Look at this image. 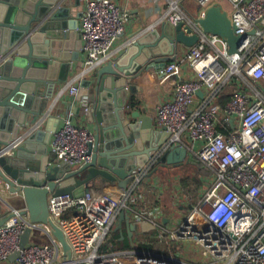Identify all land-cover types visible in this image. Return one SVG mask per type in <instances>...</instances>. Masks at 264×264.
<instances>
[{
  "label": "built area",
  "instance_id": "obj_1",
  "mask_svg": "<svg viewBox=\"0 0 264 264\" xmlns=\"http://www.w3.org/2000/svg\"><path fill=\"white\" fill-rule=\"evenodd\" d=\"M194 1L199 6L198 16L185 7V0H167L155 8L160 24L183 22L184 31L198 35L199 40L186 48L182 57L178 55L183 46L179 47L177 59L156 70L151 78L174 77L166 81L172 95L156 110L157 127L171 133L163 151L173 145L191 151L209 171L210 184L175 228L161 221L162 211L149 217L138 206V200L144 199L138 190L159 155L137 170L129 188L118 196L103 192L80 198L70 193L51 194L50 215L65 233L73 264H264V0ZM214 4L222 6L236 34L244 36L235 53H230L226 38L205 32L199 23ZM131 18L130 11L114 0L85 1L78 29L82 70L73 83L61 87V95L68 92L76 97L81 81L118 55L115 48ZM185 67L192 74L189 79L180 76ZM226 85L234 92L221 104L217 99ZM200 92L204 93L202 100L198 99ZM86 100L80 105L85 114L89 107ZM185 139L198 148H190ZM94 146L95 133L76 123L70 113L51 133L49 166L66 163L80 169L93 161ZM122 212L135 222L151 224L157 232L153 238L172 244L192 241L203 260L192 263L178 252L112 250L110 236ZM23 213L12 209L11 217L0 227V264H63L62 247L51 226L32 223ZM27 227L34 230V236L21 249ZM16 252L19 256L11 262Z\"/></svg>",
  "mask_w": 264,
  "mask_h": 264
},
{
  "label": "water",
  "instance_id": "obj_2",
  "mask_svg": "<svg viewBox=\"0 0 264 264\" xmlns=\"http://www.w3.org/2000/svg\"><path fill=\"white\" fill-rule=\"evenodd\" d=\"M71 1L0 0V201L9 203L3 198L4 190L24 202L27 209L23 214L32 223L49 224L62 247L63 264H73L72 249L62 228L51 218V194L70 193L80 198L95 191L122 193L134 181L136 171L144 169L155 155H159L155 167L179 165L187 158L183 146L163 151L171 133L155 129L151 117L142 119L140 112H131L128 93L135 91L134 80L146 71L155 72L175 61L179 47H193L199 40L198 35L184 31L183 22L173 25L169 21L160 28L143 29L137 38L132 36L134 40L123 52L81 81L76 96L75 114L81 112L78 103L82 99L89 101L86 117L95 133L93 161L76 170L66 163L50 167L47 152L35 157L29 153L34 142L49 136L55 116L46 112L47 106L55 92L69 82L80 58L82 13L77 5L81 2ZM199 23L205 32L226 38L230 53H235L244 39L236 34L221 5H212ZM46 119L45 129L40 128ZM155 167L147 177L156 174ZM10 217L2 216L0 227ZM124 222L132 247L136 232L154 229L122 212L116 230L123 238ZM33 236L34 230L27 227L20 248L25 249ZM18 256L16 252L10 261Z\"/></svg>",
  "mask_w": 264,
  "mask_h": 264
},
{
  "label": "crops",
  "instance_id": "obj_3",
  "mask_svg": "<svg viewBox=\"0 0 264 264\" xmlns=\"http://www.w3.org/2000/svg\"><path fill=\"white\" fill-rule=\"evenodd\" d=\"M76 1L77 0H74L75 2L74 4H76ZM85 1L86 0H80L81 7L80 4L77 5L78 8H81L79 13L83 12ZM114 1L117 2L123 9L129 10L132 17L131 22L127 28L126 34L118 41L117 46L115 48L116 54H120L126 49V47L129 44L132 43L134 38H137L140 35V33L143 32V29L147 30L148 28L151 27L160 28L161 24L159 22L158 15L156 14L155 8L157 6H161L167 0H114ZM67 2L71 3L72 1L67 0ZM61 5H63V3H61ZM134 35L135 37L132 39L131 37ZM187 51L188 50L186 48L181 47L179 50L178 57L184 56ZM79 54H80V58L74 64L67 85L73 83V79L75 78L76 74L82 70V64H81L82 56L80 51ZM153 73L154 72L146 71L141 78L134 80L133 84L137 88L135 89L134 92L128 93L130 104H131V100L132 101L134 100L135 102L134 105H130V111L140 112L142 119L151 117L153 119L154 128L163 131L159 129L155 123L156 110L159 104L169 99L170 96L172 95V90L170 89V86L167 84L166 81H170L174 77L152 79L151 76ZM180 76L184 79H189L192 77V74L189 71V69L185 67L181 71ZM138 87H140V89H138ZM224 92H226L225 95ZM233 92H234V88L230 85H226L222 90L221 95L217 99V101L220 102L221 104H225L230 99V96L233 94ZM203 97H204V93L203 96H198V99L202 100ZM85 100L86 98L82 99L78 104L81 105ZM75 102H76V97L73 98L68 94V92L64 93L63 95L60 94V90L59 91L57 90L55 92L54 97L49 101V105L47 106L46 109L47 113H50L53 116H55L53 118L54 120L52 121V124L50 125V130L47 131V134H49V136L47 138L45 136L43 138H39L37 142H34L31 145V153H29L31 156L35 157L41 155L43 152H47L51 160V154H50L51 133L60 127L62 119L70 113H73V119L75 120L76 123L85 125L89 129H91L90 125L88 124L86 114L82 111V109L79 114L74 113L73 108ZM47 122H48L47 119L46 121L44 120L39 127L45 129V125H47ZM186 140L188 139H185V143L190 148H194V149L198 148V144L187 143ZM193 161H195L194 158ZM200 169L204 171V174L203 173L200 174V177L204 181V183L202 186V191L199 194V198L197 199L198 201L203 196L205 190L210 184L209 171L201 167ZM161 173L158 175H154L152 177L145 178L143 185L138 190V192L143 195L144 199L138 200V206L141 209H145L149 217H153V214L156 213L157 210L162 211L161 221L165 225L170 226L171 228H175L180 225V223L184 220L187 213L197 203H195L193 199L195 196L189 195L190 193L186 190L184 186L182 187L181 184H179V186L177 185V190L175 189V186L171 187L166 184H163V182L160 181V178H163V175H161ZM170 179L171 177L168 180ZM172 179L170 181H172ZM2 192L4 196L3 198H5V200H7V202L9 203L5 204L4 202L0 201V218L2 216L10 215L12 209H19L24 212L26 211L27 207L21 199L19 198L15 199L13 197H10V195H7L4 192V190H2ZM101 192L102 191H95L96 194H100ZM110 193L118 196L120 195L121 192L119 193L114 190L111 191ZM119 217L116 219L114 223L113 232L119 231L120 233V230H116V228L119 225ZM122 230L124 233V238L122 237L121 234L120 235H121V240H124L126 237L128 238V227L125 222L123 223ZM153 231L155 232V229L150 230L149 232H136L133 237L135 247H132L131 249L148 250L147 248H142V246L145 245L143 243L142 245H140L139 240H141L146 234H152ZM110 237L112 238V234ZM199 260L200 259H196V262Z\"/></svg>",
  "mask_w": 264,
  "mask_h": 264
},
{
  "label": "rangeland",
  "instance_id": "obj_4",
  "mask_svg": "<svg viewBox=\"0 0 264 264\" xmlns=\"http://www.w3.org/2000/svg\"><path fill=\"white\" fill-rule=\"evenodd\" d=\"M184 5L186 8H188L191 14H193V16H198L199 6L194 0H185ZM186 142L191 143L188 140H186ZM193 158V153L190 151L185 161L179 165H156L155 168L158 167V170L154 175H158L162 172L161 175H163V178H160V181H162L163 184H166L168 186H175L176 190L177 185L179 186V184H181L182 187L184 186L186 190L190 193L189 195L195 196L193 199L194 202L197 203V199L199 198V194L202 191V186L204 183V181L200 177V174H204V171L200 169V167L203 169L204 167L199 162H197L195 158V161H193ZM170 177L171 179L173 178L172 181H170L171 179L168 180ZM196 219L202 222V226L206 225V222L198 216H196ZM113 231L114 230H112V237ZM156 233V231H153L152 234H146L141 240H139V244L142 245L143 243L145 245V248L158 253L177 254L178 252L182 255L180 257L190 262L196 263V259L203 260L200 248L192 241H189L185 244H172V242H169L168 240H160L157 237L153 238V235H155ZM130 257L133 258V256Z\"/></svg>",
  "mask_w": 264,
  "mask_h": 264
},
{
  "label": "trees",
  "instance_id": "obj_5",
  "mask_svg": "<svg viewBox=\"0 0 264 264\" xmlns=\"http://www.w3.org/2000/svg\"><path fill=\"white\" fill-rule=\"evenodd\" d=\"M226 92H224L225 95ZM231 97V96H230ZM134 100L132 101V105H134ZM195 158V157H194ZM195 160L199 162L196 158ZM200 163V162H199ZM112 244V250H127L131 249L132 246L129 242V239L126 237L124 240H121V235L119 231L113 232V237L109 240V245ZM108 248V246H105V250ZM142 248H145V246H142Z\"/></svg>",
  "mask_w": 264,
  "mask_h": 264
}]
</instances>
